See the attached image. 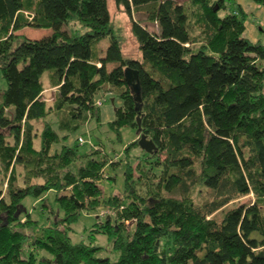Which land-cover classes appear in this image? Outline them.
Segmentation results:
<instances>
[{
	"label": "trees",
	"instance_id": "trees-1",
	"mask_svg": "<svg viewBox=\"0 0 264 264\" xmlns=\"http://www.w3.org/2000/svg\"><path fill=\"white\" fill-rule=\"evenodd\" d=\"M115 2L130 16L139 57L125 55L108 0H0V264H264V42L246 36L237 0ZM142 7L156 30L133 16ZM71 21L86 28L63 29ZM25 26L52 32L30 37L18 32ZM128 64L140 71L139 101ZM106 87L117 91L108 126L121 137L140 115L154 152L137 132L117 161L100 143L80 152L82 135L67 142L102 122ZM108 165L122 167L123 192L105 194L102 179L116 180ZM206 188L212 198L198 199ZM50 190L64 214L44 224L23 199ZM84 210L103 219L92 230L108 235L116 260L72 240L68 228Z\"/></svg>",
	"mask_w": 264,
	"mask_h": 264
},
{
	"label": "rangeland",
	"instance_id": "rangeland-1",
	"mask_svg": "<svg viewBox=\"0 0 264 264\" xmlns=\"http://www.w3.org/2000/svg\"><path fill=\"white\" fill-rule=\"evenodd\" d=\"M109 8L112 14L113 22L117 30L123 36V51L125 55L139 57V43L136 40L135 36L131 32V19L128 13L124 8L120 7L116 4L115 0H108ZM28 13L29 11L26 10ZM25 11V13H26ZM26 13V14H28ZM31 14V13H29ZM133 16L138 20H141L143 24H146L150 29L156 30L159 27L157 21H153L147 18V11L145 7L140 9L133 10ZM86 27L81 24L79 21H71L69 23L64 24L63 29H69L70 31H83ZM18 32L24 33L30 37H42L46 34L52 32V28L50 27H36V26H25L22 30ZM109 37H105L102 40L101 46L106 47L109 43ZM112 66V64H110ZM49 70H45L43 74L44 79V97L48 103H52L55 99L56 95V87L50 84L49 77H47ZM7 81L4 77L3 71L0 68V98L2 96V91L6 88ZM104 95L99 99L102 100L101 104V116L102 122L98 123L95 119L90 120L86 125L81 126L75 133H73L69 139L68 143L74 144L79 135H82L86 138L85 143H81L79 145L80 152H86L92 149V144L100 143L105 146V150L108 151L111 156L112 161H117L118 155L124 154V147L127 143L133 140L136 134V129L132 127H123L121 129V137L108 126V121L113 119L115 116V104L111 101V96L116 95V90L106 87ZM98 100V99H97ZM115 100V97H114ZM118 100L116 99V102ZM117 104V103H116ZM55 113L51 112L49 117L55 119ZM34 125L36 130H40L43 122L40 120H34ZM40 144V143H39ZM38 144V145H39ZM61 143L56 144L54 148L60 147ZM99 146V145H98ZM137 149V148H136ZM142 153V149L138 148L137 151ZM115 153H117L115 155ZM106 171L110 174L116 176V180L107 179L104 177L101 181V185L104 188L105 194L109 195L114 192H123L125 178L124 171L122 167H113L106 166ZM112 181V182H110ZM6 180L3 183V186L6 187ZM197 198L200 200H206L212 198V190L205 189L200 194L197 195ZM248 196H243L240 200L248 199ZM23 203L25 204L27 211L29 212V216L31 215L34 219H38L41 223L50 224L51 220L61 219L64 212L62 208L59 206L56 199V191L50 190L48 191L43 198H37L34 196H27L23 199ZM230 203L229 205H232ZM96 212H82L79 219L72 224L71 227L68 228L69 235L71 236L73 241H79L84 238L87 241H92L95 244H99L102 246L101 252L98 254L100 256H109L112 260H116L119 257V251L114 249L112 242L109 240V237L105 233L96 232L92 230L94 223L97 220H103L96 216ZM217 217L220 218L221 211L217 212ZM105 219V217L102 216ZM56 223H54L55 225ZM26 230L32 233L31 228H26ZM92 233V234H91ZM45 252V251H43ZM41 252V254H43ZM47 255V253L45 252Z\"/></svg>",
	"mask_w": 264,
	"mask_h": 264
},
{
	"label": "crops",
	"instance_id": "crops-1",
	"mask_svg": "<svg viewBox=\"0 0 264 264\" xmlns=\"http://www.w3.org/2000/svg\"><path fill=\"white\" fill-rule=\"evenodd\" d=\"M247 13L245 34L251 40L264 42V5L254 0H237ZM23 29V28H22ZM20 29V30H22ZM49 77V72L47 74Z\"/></svg>",
	"mask_w": 264,
	"mask_h": 264
},
{
	"label": "water",
	"instance_id": "water-1",
	"mask_svg": "<svg viewBox=\"0 0 264 264\" xmlns=\"http://www.w3.org/2000/svg\"><path fill=\"white\" fill-rule=\"evenodd\" d=\"M124 75L127 83L130 85L132 91L135 94V98L139 101L141 100L142 85L140 80V71L137 67L132 65H126L124 68ZM112 103H114V97L111 98ZM136 132L139 134V144L147 152H154L158 146L153 138L148 137L147 133L142 132L141 117L138 116V127ZM98 217V215H97Z\"/></svg>",
	"mask_w": 264,
	"mask_h": 264
},
{
	"label": "built area",
	"instance_id": "built-area-1",
	"mask_svg": "<svg viewBox=\"0 0 264 264\" xmlns=\"http://www.w3.org/2000/svg\"><path fill=\"white\" fill-rule=\"evenodd\" d=\"M26 13H28V12L26 11ZM28 15H29L30 18L32 17V14H29V13H28ZM97 103H98V104H102V100H101V99H98V100H97ZM80 141L84 142V141H85V138H84L83 136H80ZM106 212H107V209H105V208H100V209L98 210V213H99V214H105Z\"/></svg>",
	"mask_w": 264,
	"mask_h": 264
}]
</instances>
